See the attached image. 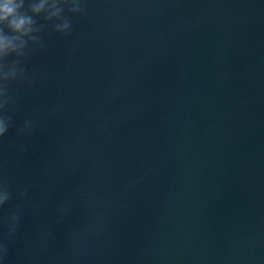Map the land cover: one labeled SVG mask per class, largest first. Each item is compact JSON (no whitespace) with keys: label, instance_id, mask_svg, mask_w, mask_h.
I'll return each instance as SVG.
<instances>
[{"label":"water","instance_id":"1","mask_svg":"<svg viewBox=\"0 0 264 264\" xmlns=\"http://www.w3.org/2000/svg\"><path fill=\"white\" fill-rule=\"evenodd\" d=\"M33 2L0 264H264V0Z\"/></svg>","mask_w":264,"mask_h":264},{"label":"clouds","instance_id":"2","mask_svg":"<svg viewBox=\"0 0 264 264\" xmlns=\"http://www.w3.org/2000/svg\"><path fill=\"white\" fill-rule=\"evenodd\" d=\"M59 2L61 0H57V3ZM63 2H66V0H63ZM42 7L43 4L37 5L33 0H29L27 9H25V0H0V81L5 82L4 84H0V96L6 94V82L9 81V76H17V66L20 62L19 59L13 61L11 71L5 70L8 68L4 59L6 50L16 52L18 58L24 57L28 43L25 37L33 41H39L38 37L29 35L34 31H40L36 27L33 15H29V13H38ZM71 10L73 12H80L81 8L76 2V6L72 7ZM58 14V12L55 13V15ZM61 19L63 20V27L69 30V21L63 17ZM5 29H7V32ZM56 30L60 31L59 26H56ZM6 132L7 127H4L2 120H0V137L4 136Z\"/></svg>","mask_w":264,"mask_h":264}]
</instances>
